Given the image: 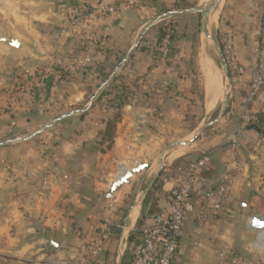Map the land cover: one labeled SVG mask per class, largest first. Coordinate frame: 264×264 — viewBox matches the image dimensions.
I'll return each mask as SVG.
<instances>
[{
  "label": "crops",
  "instance_id": "obj_1",
  "mask_svg": "<svg viewBox=\"0 0 264 264\" xmlns=\"http://www.w3.org/2000/svg\"><path fill=\"white\" fill-rule=\"evenodd\" d=\"M118 1L0 0V264H51L57 257L58 264H67L86 238H98L105 222L111 233L102 264H126L134 230L149 224L171 199V181L164 177L156 182L160 172L172 175L203 154L209 164L192 191L193 210L185 218L171 264H264V230L250 221L254 215L264 218V139L250 127L235 134L240 90L233 89L221 134L198 140L191 154H184L190 144L167 149L158 175L161 163L150 170L149 161L164 150L159 146L172 141L163 139L187 124L186 115L198 100L193 42L187 35L193 38L195 6L167 11L176 0H134L119 18L99 14L87 21L84 32L98 36L97 44L69 32L72 6ZM250 1L224 0L216 21L219 17V27L230 36L236 60L244 67L253 61L255 43ZM171 21L177 24L175 52L162 66L144 43ZM215 28L209 29L207 20L201 26L196 51L207 110L222 99L224 87L206 38H213ZM86 54L95 61V73L85 66L59 78L36 77L22 98L6 104L26 68L39 73L50 61L60 67ZM202 58L221 76L215 99L206 88ZM142 91H157L156 103L146 101ZM59 94L62 99L49 104L48 98ZM256 107L264 112L259 102ZM116 112L112 138L101 141L104 119ZM227 135L234 137L228 140ZM142 163L144 169L105 196L119 164L130 169ZM221 182L231 189L221 210L213 212L210 193Z\"/></svg>",
  "mask_w": 264,
  "mask_h": 264
},
{
  "label": "built area",
  "instance_id": "obj_2",
  "mask_svg": "<svg viewBox=\"0 0 264 264\" xmlns=\"http://www.w3.org/2000/svg\"><path fill=\"white\" fill-rule=\"evenodd\" d=\"M134 0H121L115 4L98 3L93 8L87 5H78L71 7L72 26L69 32L73 36L89 40L93 44L101 41L98 36H91L84 32L87 21L99 14H108L114 19L119 18L124 10L132 6ZM250 10L254 16V35L255 43L252 49L253 61L244 67L238 63L234 55L232 41L229 35L224 39V57L228 69L231 71L230 79L233 84H242L246 80L245 72L248 71L249 77L244 84V95L242 98L243 115L241 127L245 128L249 122L251 104L264 85V0H251ZM163 34L151 33L145 40V47L155 59L162 65H167L168 61L175 52L173 37L174 29L168 22L160 26ZM65 30V29H64ZM89 66V72L95 73V61L86 54L70 65L58 67L54 62H50L42 72L26 68L24 70V79L19 82L10 92H8L6 104L18 101L31 86L36 77L41 79L53 74L59 78L62 73L69 71H80L83 67ZM62 99V95L50 96L48 102L55 105ZM234 135L231 136L233 138ZM209 164V156L203 154L185 166L177 168L176 172L164 178V181H171V199L167 207L156 212L149 224L143 225L134 230L130 243L127 246L126 264H171L178 245V239L182 234L185 218L193 210L191 194L199 182L202 172ZM9 169V168H8ZM128 168L124 164H119L115 178L121 177ZM29 177L33 179L32 173ZM67 178V176H64ZM231 186L227 182H221L210 193V207L213 212L220 211L226 198L227 192ZM100 235L97 239L88 237L81 245L78 256L69 260L67 264H102V254L105 249V243L110 237V228L105 222L99 227ZM51 264H58L61 260L57 258L50 259Z\"/></svg>",
  "mask_w": 264,
  "mask_h": 264
},
{
  "label": "rangeland",
  "instance_id": "obj_3",
  "mask_svg": "<svg viewBox=\"0 0 264 264\" xmlns=\"http://www.w3.org/2000/svg\"><path fill=\"white\" fill-rule=\"evenodd\" d=\"M194 1H195V7H196L198 0H194ZM223 2H224V0H222V4H221L220 10H219V15L221 13V7L223 5ZM193 18H194L193 19V24H194L193 38H189L190 35L192 36V33H188L187 35H188V39L192 40V42H193V49H194L193 50V62L196 65L195 66V68H196V72L195 73H196L197 78H198L197 79V84H196V88L198 90L197 96H199L201 94L202 98H203V95H204L203 76H202V73H201L200 69L198 68V64L196 63V60H197L196 51L198 49L199 44H201V40H200V38H201V24H200L201 16H200V14L196 13V14L193 15ZM71 25H72V23H71ZM213 25L208 23L209 29H214V27L216 26V28L214 30V33H213V39L219 46L218 33H219V30L220 31L222 30L219 27V17H218V22H216ZM66 30H67V28H66ZM78 39L87 41V40H85V39H83L81 37H78ZM210 48H211L210 49V56L213 59V61L215 62V64L217 65L218 69L220 70V67H219L220 58H219L218 54L216 53V51L213 49V47L211 46ZM83 56L84 55H80L79 57H77V59H80ZM50 62H54L56 64L55 61H50ZM47 65H45V66H47ZM220 72H221L223 83H224V86H225L226 78H225L222 70H220ZM247 81L248 80L246 79L242 84H239V85H237V84L235 85V84L232 83L231 88H230L229 93H228V99L226 101V105H224V101H223V99H221L219 102H217L216 106L213 109L207 110L206 107L203 106V101H202V103H200V101L198 99L196 101V103H195L194 108L190 109V111L186 115V120H187L186 123L187 124H185L184 126H179L178 128H175L174 130H170L167 138L163 139V140H172V141H165L163 144H161V146H159V148H161V149L164 148L165 149V146L167 144H169V143H171L173 141H176V140L184 141V140L190 139L191 136H193L195 134V132H197V129L200 126L204 125V124H205V127L195 136L193 141H190L187 144V145L190 144V147L184 153L185 155L191 154L192 152L195 151V149H196L195 143H198V140H209L213 136L221 134V132L224 130V124H225L224 122L226 120V116L225 115H226L228 110L232 109V107H231V105H232L231 94L233 92V89H235V88L240 90V93H241L240 94V101H239V106H240L239 107V112H238V114H236V117L238 119V127H237V130H236L235 134H237L238 131H241L242 129H244V128L241 127L242 115H243L242 98H243V95H244V84H246ZM258 102L264 107V85L262 86V89L259 92V94L256 97V99L254 100V102L250 106L251 107V109H250L251 110L250 111L251 118L249 119V122H252L257 116H260V115L262 116L263 115L262 119H263V126H264V112H261L259 109H257L256 105H257ZM223 105L225 106V110L222 113ZM200 106L202 107V109L200 108ZM253 106H255L254 107V111H252V107ZM198 119H200V120L198 121ZM262 137L264 139V134H262ZM227 139L228 140H232L231 136H228V135H227ZM191 142H193V143H191ZM177 147H179V146H176V148ZM163 151L161 153H163ZM168 153H167V155H168ZM163 155L164 154H162V156H159V157L156 156L154 159H151L149 161L150 170H152V169L154 170V169L157 168V166L161 163V157H163ZM167 155H166V157H167ZM164 162H167V160L164 161Z\"/></svg>",
  "mask_w": 264,
  "mask_h": 264
},
{
  "label": "water",
  "instance_id": "obj_4",
  "mask_svg": "<svg viewBox=\"0 0 264 264\" xmlns=\"http://www.w3.org/2000/svg\"><path fill=\"white\" fill-rule=\"evenodd\" d=\"M220 0H209L204 6L200 7V8H194L193 11L195 13H198L200 14L201 16V20H200V24L201 26L205 27L206 26V20H207V17H208V14L210 13V11L216 7L218 4H219ZM206 38L208 39V41H210V44L211 46L213 47V49L216 51V53L218 54L219 58H220V62H219V67H220V70H222L225 78H226V83H225V86L223 88V93H222V99L224 101V105H226V101L228 99V93H229V90L231 88V79H230V74H229V69H228V65H227V62H226V59L224 57V54L222 53L220 47L218 46V44L214 41L213 38H210L208 35H206ZM9 43L12 45V46H16L17 42L16 40L14 39H11L9 38ZM223 105L222 107V113L224 112L225 110V106ZM205 127V124L200 126L198 129H197V132H195V134L193 136H191L190 139H187V140H184V141H177V142H174L170 145H168L164 151H166L167 149H170L172 147H176V146H181V145H184V144H188L190 141H192L195 136ZM163 151V153H164ZM160 156H162V154ZM146 167V164L142 163V164H137L135 167L133 168H130L128 169L121 177L117 178L116 180H114L105 196L109 197L110 194L120 185L122 184L123 182H125L133 173L135 172H138L140 171L141 169H144ZM162 167V157H161V165H160V168L158 169V171L156 172V175H158L159 173V170L161 169ZM251 221V226L255 229H258V230H264V218H261L257 215H254L251 217L250 219ZM49 240L50 242L52 243V238L51 236H49Z\"/></svg>",
  "mask_w": 264,
  "mask_h": 264
},
{
  "label": "trees",
  "instance_id": "obj_5",
  "mask_svg": "<svg viewBox=\"0 0 264 264\" xmlns=\"http://www.w3.org/2000/svg\"><path fill=\"white\" fill-rule=\"evenodd\" d=\"M194 7L195 6V1H192V2H189V1H184V0H176L173 4V7L171 8H167V11L169 10H174V9H178V8H181V7ZM170 24V26L172 27V29H174V32L176 33V22L175 21H171V22H168ZM157 34L158 35H161L163 34L162 32V28L159 27L157 28ZM193 32V30H192ZM226 37V32L224 31H220L219 30V33H218V41H219V47L222 51V53H224V39ZM175 37H173V40H174ZM229 74L231 75V71H229ZM160 89V87H158ZM158 89V90H159ZM142 93L145 95V100L148 101V102H151V103H156L157 101V91H142ZM198 99L200 101V103H202L203 101V98H202V95L200 94L198 96ZM114 105V104H112ZM119 104L117 105H114V107L116 108H119ZM200 108L202 109V107L200 106ZM263 116V115H262ZM262 116H257L252 122H249L246 127H250V128H253L255 129L256 131H258V133L260 135L264 134V126H263V119H262ZM118 118V112H116L112 117H108L106 119H104L105 121V128L101 133V137H100V140L101 141H105V140H110L112 138V135H113V132H114V123L116 121V119ZM204 172V171H203ZM166 173L161 171L160 172V175L159 177L157 178L156 182L159 184V182L164 178L166 177ZM156 183V185H157ZM215 190V189H214Z\"/></svg>",
  "mask_w": 264,
  "mask_h": 264
},
{
  "label": "bare ground",
  "instance_id": "obj_6",
  "mask_svg": "<svg viewBox=\"0 0 264 264\" xmlns=\"http://www.w3.org/2000/svg\"><path fill=\"white\" fill-rule=\"evenodd\" d=\"M209 0H198V6L202 7L204 6ZM222 4V0H220L219 4L217 5L215 11L210 15V17L207 19V23L213 25L216 23L217 21V16L220 10V6ZM214 26V25H213ZM205 34V33H204ZM201 65L204 71V75L206 77V88L207 91L210 93L213 92L214 99L217 97L218 92L220 93L221 89H222V85H221V76L219 74V72L217 71V69L206 59V58H202L201 60ZM202 70V69H201ZM203 75V74H202ZM205 80V79H204ZM220 98V97H219ZM218 98V99H219ZM209 106V105H208ZM208 109V108H207ZM180 153V152H179Z\"/></svg>",
  "mask_w": 264,
  "mask_h": 264
}]
</instances>
